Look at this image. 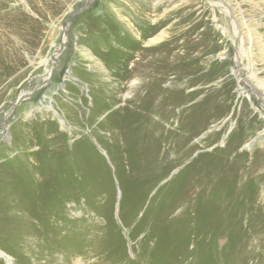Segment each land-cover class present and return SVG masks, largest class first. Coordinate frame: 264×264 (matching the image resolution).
I'll return each mask as SVG.
<instances>
[{
	"label": "rangeland",
	"instance_id": "rangeland-1",
	"mask_svg": "<svg viewBox=\"0 0 264 264\" xmlns=\"http://www.w3.org/2000/svg\"><path fill=\"white\" fill-rule=\"evenodd\" d=\"M217 1L5 0L0 264H189L201 225L188 205L221 235L210 264L237 256L215 208L255 211L264 238V0ZM146 15L167 47L129 74L128 35ZM165 56L184 68L146 98ZM31 166L33 188L46 179L59 193L24 192Z\"/></svg>",
	"mask_w": 264,
	"mask_h": 264
},
{
	"label": "bare ground",
	"instance_id": "bare-ground-1",
	"mask_svg": "<svg viewBox=\"0 0 264 264\" xmlns=\"http://www.w3.org/2000/svg\"><path fill=\"white\" fill-rule=\"evenodd\" d=\"M159 1L160 0H156L157 3H159ZM211 1L213 2V5L215 7H217L216 5H218L217 2H220L217 0H211ZM4 2H5V0L0 1V8L4 5ZM153 2H154V0H153ZM225 5L229 6L226 3H225ZM144 6L147 7L145 4H144ZM223 7L227 11V7H225V6H223ZM143 9L146 10L147 8H143ZM159 24H160L159 21H157V19L155 17L149 18L147 16L146 20H145V24L142 25L141 30L138 32H133V33L128 35V38L132 41L133 47L130 51H127V55L125 57L130 58L133 55V53H135V54L137 53V56L139 57L137 60H135L133 62V65L130 68L126 69V71L129 74L132 71H134L140 65L141 61L143 60L144 55H146L148 53L153 54L154 51L157 49L165 50V48L167 47V40L165 39V36H164L165 32L158 30L159 26H160ZM130 25H131V22L128 20V26H130ZM92 28L94 30L97 29V28H95V25ZM141 43H144V46H141ZM52 57H53V55H52ZM160 62H161L160 64L156 63L153 66V70L155 72L156 78L150 82L149 89L145 95L146 98L150 99L154 95H156L153 93V92H155L154 89H155L156 84L159 83L160 80L168 72L180 74V72L184 68L183 65L168 62L167 56L161 58ZM152 84H153L154 88L152 87ZM21 95H23V94H21ZM161 99H162V97H161ZM182 115H184V114H182ZM151 125L158 126V125L153 124V123H151ZM4 130H5V128H4ZM148 131L149 130H147V132ZM147 132L145 131V134H147ZM188 185H189V183L186 185L185 190L183 192V194H186L185 202L190 201V199L188 201V195H189V190H190ZM184 205H187V204H184ZM212 205H213V203H212ZM204 208H205V206L194 208V207L188 205V207L186 206V209L184 210V215H185L186 219H188L190 217V214L196 213L199 216V224L201 225L199 228L198 237L195 238L196 239V242H194V245H196L195 249L191 251L192 253L190 255H187L183 258V260H185V259H187V258L189 259L191 257L192 259L190 260L189 264H210L209 261H212L211 259H212V255H213L211 250L215 249L212 246L214 245V243H216L217 240L221 239V235L219 232L210 231L211 222L208 220L209 215L207 214L208 216L206 218L205 215L203 216L201 214H198L200 209H204ZM183 209H184V207H183ZM248 209H249V207H248ZM211 210H213V208L212 209L210 208L209 211H211ZM215 212H216L215 218H217V220L219 218L221 219V221H224L227 219L229 220V228H230L232 236L228 235V237L226 236L223 238L231 241L228 244L227 248H231L232 253H235V255H237V256L230 255L226 258H221L222 254H220V258L217 259L215 262H213V264H264V238L260 237V235H257V232L252 227H251L252 229L249 227V225H250L249 221L252 218H256V216H255L256 212L252 211L251 209H249V210L238 209V207H237V209H235V207L229 208L227 205L221 206V207H219V209L215 208ZM203 213H204V211H203ZM205 213H207V211H205ZM231 221H233V223H231ZM251 224H254V223L252 222ZM204 226H206L209 229L210 233L207 229L201 230V228ZM254 228H255V226H254ZM240 229H243L244 231H246V234L239 233ZM235 230L237 231L236 233H234ZM206 249H207V252L206 253L203 252ZM222 251H223V249H220V253H222ZM196 252L201 253L200 255H198V260H197Z\"/></svg>",
	"mask_w": 264,
	"mask_h": 264
},
{
	"label": "crops",
	"instance_id": "crops-1",
	"mask_svg": "<svg viewBox=\"0 0 264 264\" xmlns=\"http://www.w3.org/2000/svg\"><path fill=\"white\" fill-rule=\"evenodd\" d=\"M12 148H15L13 150H18L17 149L18 147H16V146H12ZM14 159H20V160L25 161V160H27V157L24 156V155H21V154H16V156L14 157ZM29 171H30L29 174H27L26 177L23 179V181L21 182V185L25 187L24 192H27V193L29 192V194H32L33 195V198L32 199H36L37 197H41L40 195L38 196L37 189H40L41 191H44V192L47 191V190H49V189H53L54 192H52L51 194L59 193L58 192V187H57L56 181L53 182V183H45V180L46 179H44L43 185H47L48 189L43 190L42 189V186L40 184H38L35 188H33V186H31L30 181H31L32 178H35L39 174V172H38V169L36 167H34V166H31V168H30ZM50 177L53 180H57L58 179V173L56 174V176L54 174H51ZM27 186H28V188H27ZM43 199L44 200H42V201L44 202L46 200V197L43 198ZM38 205H40V204H38ZM37 209H38V206H37Z\"/></svg>",
	"mask_w": 264,
	"mask_h": 264
},
{
	"label": "water",
	"instance_id": "water-1",
	"mask_svg": "<svg viewBox=\"0 0 264 264\" xmlns=\"http://www.w3.org/2000/svg\"><path fill=\"white\" fill-rule=\"evenodd\" d=\"M53 72H54V68H51L49 70V75L52 76L53 75ZM41 85L42 84H36L33 89H31L30 91H28V93L25 92L23 95H19V97L17 98V100L15 101V103L14 104H10V106L11 107H14V106L19 105L22 100H24L26 98H29L32 95L33 91L35 92Z\"/></svg>",
	"mask_w": 264,
	"mask_h": 264
}]
</instances>
